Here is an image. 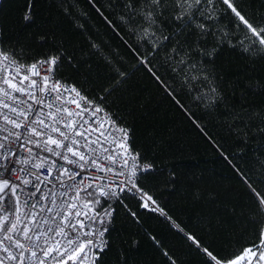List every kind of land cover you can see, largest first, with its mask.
I'll return each instance as SVG.
<instances>
[{
	"label": "snow or ice",
	"instance_id": "snow-or-ice-1",
	"mask_svg": "<svg viewBox=\"0 0 264 264\" xmlns=\"http://www.w3.org/2000/svg\"><path fill=\"white\" fill-rule=\"evenodd\" d=\"M109 7L118 24L97 6L98 14L123 30L138 65L190 116L192 107L207 115L225 107L215 71L222 48L264 58V12L250 13L241 0H109ZM32 9L27 0L26 24ZM39 40L43 45L46 37ZM30 51L0 32V264H102L118 208L134 223L142 212L159 213L197 249L202 264H264V109L232 105L220 113L238 152L210 140L244 187L241 214L254 232L239 252L217 250L158 199L157 187L174 184L176 169H158L135 147L132 129L111 106L116 87L93 93L66 79L63 69L74 60L62 46ZM112 71L116 85L126 80L114 62ZM161 254L175 264L167 249Z\"/></svg>",
	"mask_w": 264,
	"mask_h": 264
},
{
	"label": "trees",
	"instance_id": "trees-1",
	"mask_svg": "<svg viewBox=\"0 0 264 264\" xmlns=\"http://www.w3.org/2000/svg\"><path fill=\"white\" fill-rule=\"evenodd\" d=\"M26 3L5 0L0 8L3 39L31 49L29 56L62 46L74 60L63 69L66 79L93 93L115 86L109 98L111 106L132 129L135 147L158 169H176L174 184L157 187V197L167 213L206 245L217 250H242L254 235L253 225L241 214L245 190L210 140L222 144L229 154L240 150L228 132L226 117L220 113L232 105L237 110L245 106L264 109V58L222 48L215 71L223 84L225 107L213 115L192 107L190 116L138 65L126 46L130 42L123 30L110 27L98 14L97 6L119 23L109 0H95V4L89 0H33V21L27 24L23 20ZM241 3L250 13L264 12V0ZM69 4L70 10L65 11ZM41 36L46 37L43 45ZM113 62L127 73L119 85L111 80L115 75ZM180 100L190 104L183 96ZM164 179L161 173L160 185ZM150 237L167 249L175 264H202L197 249L162 215L142 212L140 222L134 223L119 208L108 235L111 246L102 264H168L162 248Z\"/></svg>",
	"mask_w": 264,
	"mask_h": 264
},
{
	"label": "crops",
	"instance_id": "crops-1",
	"mask_svg": "<svg viewBox=\"0 0 264 264\" xmlns=\"http://www.w3.org/2000/svg\"><path fill=\"white\" fill-rule=\"evenodd\" d=\"M245 263L244 261L241 262V264Z\"/></svg>",
	"mask_w": 264,
	"mask_h": 264
},
{
	"label": "built area",
	"instance_id": "built-area-1",
	"mask_svg": "<svg viewBox=\"0 0 264 264\" xmlns=\"http://www.w3.org/2000/svg\"><path fill=\"white\" fill-rule=\"evenodd\" d=\"M13 178H15V177H13ZM253 264H254V262H253Z\"/></svg>",
	"mask_w": 264,
	"mask_h": 264
},
{
	"label": "rangeland",
	"instance_id": "rangeland-1",
	"mask_svg": "<svg viewBox=\"0 0 264 264\" xmlns=\"http://www.w3.org/2000/svg\"><path fill=\"white\" fill-rule=\"evenodd\" d=\"M243 264H245V263H243Z\"/></svg>",
	"mask_w": 264,
	"mask_h": 264
}]
</instances>
